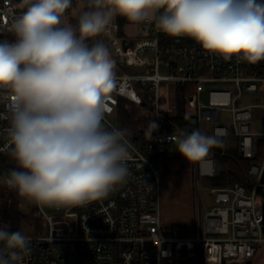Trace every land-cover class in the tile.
Returning a JSON list of instances; mask_svg holds the SVG:
<instances>
[{"label": "built area", "instance_id": "obj_1", "mask_svg": "<svg viewBox=\"0 0 264 264\" xmlns=\"http://www.w3.org/2000/svg\"><path fill=\"white\" fill-rule=\"evenodd\" d=\"M15 2L0 0V40L13 39L6 28ZM78 2L73 0L66 13L68 22L77 20L83 10ZM141 25L142 35L125 38L118 34L115 20L109 33L100 36L116 61L114 88L104 101V124L122 128L108 115L123 98L154 120L158 130L144 142L128 136L133 145L129 176L106 198L75 209L56 207L54 215L40 207L51 231L23 233L31 238V252L23 264H244L264 245V196L259 192L264 190V61L249 64L235 57L226 61L206 53L190 38L165 35L155 22ZM169 82L176 89L185 88L183 98L195 107L199 126L210 122L211 133L206 134L215 135L223 148L224 139L236 137L243 156L261 155L249 168L250 186L210 184L207 202L200 185L224 166L213 154L208 157L211 164L195 165V222L190 228L164 222L161 216L162 162L174 145L169 136L187 131L177 120L178 102L169 103ZM255 97L259 100L249 101ZM9 107L7 97L0 101V227L7 188L3 178L16 167L9 156ZM258 118L261 127L256 126ZM59 214H68L77 231L54 235Z\"/></svg>", "mask_w": 264, "mask_h": 264}, {"label": "clouds", "instance_id": "obj_2", "mask_svg": "<svg viewBox=\"0 0 264 264\" xmlns=\"http://www.w3.org/2000/svg\"><path fill=\"white\" fill-rule=\"evenodd\" d=\"M73 0H16L0 40V101H10V158L3 178L38 205L82 207L106 198L129 176L130 130L105 126L116 61L103 41L117 17L155 22L165 35L194 40L224 60L264 61V0H86L77 22ZM89 41L92 43L90 44ZM158 130L150 120L146 136ZM189 164H211L215 135L186 130L169 136ZM31 238L0 227V264H23Z\"/></svg>", "mask_w": 264, "mask_h": 264}, {"label": "trees", "instance_id": "obj_3", "mask_svg": "<svg viewBox=\"0 0 264 264\" xmlns=\"http://www.w3.org/2000/svg\"><path fill=\"white\" fill-rule=\"evenodd\" d=\"M82 2L83 10H86V0H80ZM118 24V32L122 34V27L127 20L121 17L116 18ZM77 20L71 22L75 24ZM101 40L100 37H97ZM91 44L92 42L89 41ZM185 92L184 87H178L177 99H178V115L177 120L183 125H186L187 131L190 133L193 130H199V123L195 119V115L188 114L187 102L183 98ZM118 110L124 115V120L120 121V125L130 130L134 139L139 142H144L146 138L145 132L147 127H142V120L148 119L145 115H135L138 108L129 101L119 98ZM228 142L224 143L222 151L212 150V154L219 160L224 166V169L218 171L215 175H209L205 177V180L211 185L221 186L227 183L240 182L247 185H251V178L249 176V168L251 164L258 159L261 155L255 157H245L238 150L237 138L232 137L227 139ZM184 157L180 153L171 152L168 154L162 162V170L166 173H176L179 170L180 162ZM259 192L264 196V190L259 188ZM2 223L9 226V231H23L24 226H29L28 231L31 234H39L44 232L43 227L39 226L38 217L34 214V208L31 212H28L24 208V199L17 195L13 190L6 188L2 198L1 208Z\"/></svg>", "mask_w": 264, "mask_h": 264}, {"label": "rangeland", "instance_id": "obj_4", "mask_svg": "<svg viewBox=\"0 0 264 264\" xmlns=\"http://www.w3.org/2000/svg\"><path fill=\"white\" fill-rule=\"evenodd\" d=\"M79 5L82 6V2L80 0H78ZM76 19H73L71 22H73ZM70 22V23H71ZM205 99H207V93L204 94ZM257 101L259 100L258 98H253L249 101ZM136 114L135 115H142V112L138 109L135 110ZM258 111V110H257ZM195 112V107L193 106V104H188L187 105V113L188 114H193L194 115ZM256 112V110H255ZM257 114V113H256ZM223 115H227V113L223 112ZM109 119L115 123L116 125L124 128L123 126L120 125V121L124 120V115L121 113V111L118 110V108L116 107L115 110L110 113L108 115ZM150 119H144L142 120V127H148ZM261 119H257L256 120V126L257 127H261V123H260ZM200 132L204 133V134H210L211 133V129H212V124L210 122H201L200 123ZM223 142L226 144L228 142L227 139H224ZM173 152L174 153H179L176 151V145H173ZM210 154H212V150L210 152ZM186 160L185 158H183L180 162V167L178 172L176 173H168L166 174V172H162V179L163 176H167L168 178H171L170 183L168 184V189H167V195H166V206L168 211L173 215L172 216V220L169 221V223H179L181 225H183L184 227H192L194 222H195V192H194V185H193V179H194V171H195V165L190 164V179H191V183H192V197H189V193L187 190V165L185 166V168L183 169L182 166V161ZM182 170V171H181ZM184 170V171H183ZM178 173V174H177ZM177 174V175H175ZM165 176V177H166ZM210 183L207 182L206 180L200 185V192L202 194V198L207 202L208 200V189H209ZM24 199V198H23ZM263 200L261 196L258 197V201ZM194 206V207H193ZM48 213L49 215H54L57 214L56 212V207L55 206H46V205H38L35 202H30L26 199H24V208L28 211L31 212V210H33L34 208V214L39 218L38 219V223L39 226H41V228L43 227V230L46 228V232L44 233H50L51 228L50 225L48 224L47 221L44 220L43 216L41 215V208ZM71 209H75V207H71ZM177 214H181L186 220H175ZM25 230L21 231L22 233L25 234H31V232L28 231L29 226H24ZM77 231V227L75 222L71 221V219L69 218V215L66 214H59V219L57 222H55L53 224L52 227V233L54 235H70L73 234L74 232Z\"/></svg>", "mask_w": 264, "mask_h": 264}, {"label": "crops", "instance_id": "obj_5", "mask_svg": "<svg viewBox=\"0 0 264 264\" xmlns=\"http://www.w3.org/2000/svg\"><path fill=\"white\" fill-rule=\"evenodd\" d=\"M142 32H143V30H142L141 24L133 25V24H130L129 22H126L124 24V26L122 27V34L120 35L119 32H118V34L120 36L125 37V38H132L135 36L142 35ZM166 89H167V93H168V97H169V103L173 104V103L178 102L177 89H176L175 84L173 82H169L166 85ZM186 165L188 166L187 167V175H186V178H187L186 183L188 184L187 190H188V193L190 194L189 197H192V183H191L190 172H189L190 171V164L188 163L187 160H183L181 167L184 169ZM178 173H180V172H178ZM166 174H168V173H166ZM177 174H175V175H177ZM165 176H163L162 186H161V216H162V219L164 222H169L170 220H172L173 215L168 211L165 200H166V195H167L168 184L170 183L171 178H168L167 176L166 177ZM175 220L180 221V220H186V219L181 214H177ZM252 264H264V245L261 248L257 249L255 256L252 259Z\"/></svg>", "mask_w": 264, "mask_h": 264}, {"label": "water", "instance_id": "obj_6", "mask_svg": "<svg viewBox=\"0 0 264 264\" xmlns=\"http://www.w3.org/2000/svg\"><path fill=\"white\" fill-rule=\"evenodd\" d=\"M123 44H124V48H127L128 44L126 43L125 39L123 40ZM213 149L220 152L223 150V145L220 142V144ZM262 182L264 183V173L262 176ZM263 223H264V216H263ZM244 264H252V259L247 260Z\"/></svg>", "mask_w": 264, "mask_h": 264}]
</instances>
